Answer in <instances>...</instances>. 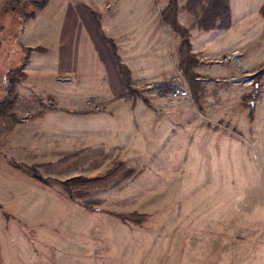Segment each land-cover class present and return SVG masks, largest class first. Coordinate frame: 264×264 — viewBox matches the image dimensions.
Segmentation results:
<instances>
[{
	"label": "rangeland",
	"instance_id": "rangeland-1",
	"mask_svg": "<svg viewBox=\"0 0 264 264\" xmlns=\"http://www.w3.org/2000/svg\"><path fill=\"white\" fill-rule=\"evenodd\" d=\"M134 1L47 0L27 21L0 18V98L7 73L19 66L25 72L13 116L0 118V264H218L226 192L240 182L264 183V0H231L232 21L223 30L200 28L205 0H179V21L190 27L201 61L200 104L178 67L181 37L169 26L163 51L160 37L138 47L136 37L119 36L134 96H113L60 72L57 30L66 10H93L107 34L108 19L134 9ZM161 1L154 0L155 11ZM169 81L184 83L188 95L157 88ZM117 160L144 171L79 200L14 165L64 180L103 176ZM108 212L148 218L138 225Z\"/></svg>",
	"mask_w": 264,
	"mask_h": 264
},
{
	"label": "crops",
	"instance_id": "crops-1",
	"mask_svg": "<svg viewBox=\"0 0 264 264\" xmlns=\"http://www.w3.org/2000/svg\"><path fill=\"white\" fill-rule=\"evenodd\" d=\"M189 2L195 4L191 0ZM132 4L135 6L134 9L131 7L128 11L117 15V18L108 19L112 23H109L105 29L107 34H104L103 29L97 24L93 10H81L78 7H74L71 11L66 10L62 24L57 30L60 45L59 70L65 78L70 80L73 78L82 83L90 82L92 85H104L106 87L104 92L107 94L127 96L114 54L104 36L115 41L117 39L118 48L120 35H123L124 39L136 37L139 39L138 47L143 42L157 43L160 37L161 41L157 48L163 51L162 33L168 26L161 19V11L167 5V0L161 1L156 9L158 12L155 11L154 0H135ZM129 40L131 42V39ZM135 45L136 42L133 41L132 46ZM142 51L143 49H139V52ZM157 60H160L159 57ZM128 67L131 69L129 65ZM262 182L263 179H257L256 182L252 180L250 184L245 182L232 184L226 192L228 199L226 198L224 213L218 222L219 253L216 259L218 264H264V183ZM256 241L263 242L260 244L262 249L257 251L254 246ZM255 254H259L257 262L254 261Z\"/></svg>",
	"mask_w": 264,
	"mask_h": 264
},
{
	"label": "trees",
	"instance_id": "trees-1",
	"mask_svg": "<svg viewBox=\"0 0 264 264\" xmlns=\"http://www.w3.org/2000/svg\"><path fill=\"white\" fill-rule=\"evenodd\" d=\"M196 3L198 0H191ZM202 8V13L199 16L198 22L200 28L203 30L212 29H227L230 27L232 21V8L230 0H205ZM191 3V2H190ZM47 4V0H7L0 11V18L5 14L18 15L21 22L34 18L37 10L43 9ZM93 12V11H92ZM180 12L179 0H167V5L161 11V19L164 24L171 27V29L180 35L181 45L179 49L180 62L179 70L182 72L188 81L192 91L193 97L196 102L200 104V86L199 74L197 68L200 66L201 61L198 55L192 51V43L190 40V28L186 27L178 20ZM260 15L264 17V5L259 11ZM94 15V12H93ZM106 42L109 43L114 54L116 65L122 77L123 85L127 91L128 97L134 96L137 92L133 86L132 71L126 65L119 52L118 45L113 38L104 36ZM25 48V47H24ZM25 76L23 66H19L10 70L4 79L2 96L0 98V118L11 117L12 108L15 103V88L22 77ZM255 109L250 111V118L253 121ZM15 117V116H14ZM80 151L67 153L64 159L69 160L80 154ZM19 169L23 170L28 176L35 180L40 185L47 188L54 189L55 185L61 188V193L72 200H79L88 197L94 187L118 185L121 182L140 175L141 170L129 167L126 161L117 160L114 162L112 168L99 177H87L85 175H76L64 180L45 178L38 171L29 165L14 163ZM93 203H96L93 202ZM92 203V204H93ZM92 204H87L89 209H94ZM109 214L119 218L122 221L134 222L135 224L142 225L148 218L147 214L138 212L119 213L108 212Z\"/></svg>",
	"mask_w": 264,
	"mask_h": 264
},
{
	"label": "built area",
	"instance_id": "built-area-1",
	"mask_svg": "<svg viewBox=\"0 0 264 264\" xmlns=\"http://www.w3.org/2000/svg\"><path fill=\"white\" fill-rule=\"evenodd\" d=\"M157 88L162 90H169L173 95L175 96H187L188 95V89L184 85V83L179 81H169L165 83H160L157 85Z\"/></svg>",
	"mask_w": 264,
	"mask_h": 264
},
{
	"label": "water",
	"instance_id": "water-1",
	"mask_svg": "<svg viewBox=\"0 0 264 264\" xmlns=\"http://www.w3.org/2000/svg\"><path fill=\"white\" fill-rule=\"evenodd\" d=\"M254 105V104H253Z\"/></svg>",
	"mask_w": 264,
	"mask_h": 264
}]
</instances>
